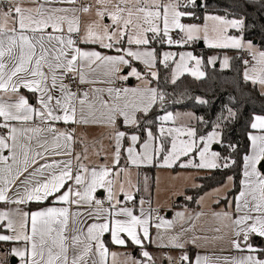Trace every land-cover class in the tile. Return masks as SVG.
Returning <instances> with one entry per match:
<instances>
[{
  "label": "snow or ice",
  "instance_id": "snow-or-ice-1",
  "mask_svg": "<svg viewBox=\"0 0 264 264\" xmlns=\"http://www.w3.org/2000/svg\"><path fill=\"white\" fill-rule=\"evenodd\" d=\"M0 264H264V0H0Z\"/></svg>",
  "mask_w": 264,
  "mask_h": 264
}]
</instances>
